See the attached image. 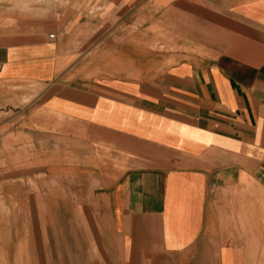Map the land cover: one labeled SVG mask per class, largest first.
Here are the masks:
<instances>
[{
  "label": "crops",
  "instance_id": "0c3cea01",
  "mask_svg": "<svg viewBox=\"0 0 264 264\" xmlns=\"http://www.w3.org/2000/svg\"><path fill=\"white\" fill-rule=\"evenodd\" d=\"M155 7L162 37L183 38L167 59L137 46L136 33L158 32ZM54 9L18 18L48 24L5 31L24 40L0 43V128L11 111L23 115L19 132L30 136L12 148L32 143L29 165L65 166V197L78 180L89 199L96 175L101 205L71 211L87 237L77 247L68 238L66 264L70 254L91 263V213L101 264H264V0H59ZM235 38L243 52L254 44L255 63L237 56ZM27 86L31 102L11 107Z\"/></svg>",
  "mask_w": 264,
  "mask_h": 264
},
{
  "label": "rangeland",
  "instance_id": "374dc122",
  "mask_svg": "<svg viewBox=\"0 0 264 264\" xmlns=\"http://www.w3.org/2000/svg\"><path fill=\"white\" fill-rule=\"evenodd\" d=\"M57 1L59 0H0V43H3L8 35H11V41L14 42L24 40L23 37L18 38L24 33H5V31H9V28L12 29L25 24H48L49 22L45 21H20L18 18H44L49 16L50 13L55 14L54 8ZM155 8H158L159 11L155 12L153 25L154 31L158 32L136 33L137 46L143 49L148 47V50L154 49V57H165L167 59V51L175 49L181 41L183 44V38H179L177 36L178 33H165V37H162L163 33L160 31L163 26L161 20L163 11L161 7ZM176 10L177 8L173 7L170 13L176 12ZM170 29L176 30L177 23H170ZM52 34L55 33H47V36ZM101 34H104L101 37V40H103L109 33ZM188 34L194 35V33ZM96 40V38L90 39L84 47H79L78 50L83 51L88 48L91 50ZM190 40L192 41L193 38L187 39L189 44L191 43ZM62 41L65 42V37ZM240 42L241 40L235 38L234 46L238 52L237 56L248 62L255 63L257 55L249 53L254 44L252 42H249L250 45L246 43L247 51L243 52L242 47H239ZM85 55L78 53L75 56H79L78 59L81 61V57ZM61 56L62 61L64 58L66 59V54L63 53ZM86 57V62H93L96 55L91 53ZM101 57L104 58L105 55H101ZM64 76H66L65 73ZM32 87L23 88L27 92L25 97L20 99V102H18L16 94L11 95V107L19 105V107L15 108L19 109L24 104L31 102L33 96L28 94V92L31 89V94L34 93L33 89L35 86ZM23 120H25L23 115L19 117L17 113L11 111L7 124L0 128V143L6 142V145L9 144L8 147H10L8 150L6 148L0 150V264L9 263L10 261H14V264H16L17 258L21 259L23 257H25L26 264H34V261L36 264H66V258L69 257L66 252L68 238H70V244L73 240L75 247H77L76 243H80L87 237V231L80 228V219H73L76 214H72L71 211L81 206L83 202L87 203V200H89L91 212L95 211V207L101 205V198L97 196L96 191L98 185L96 175L92 172L89 174V199L85 198V196L81 198L80 195L83 192L85 194V189L82 190V185L78 180L73 184L74 196L72 198L69 196L65 197L64 193H67V191H60L65 189L67 185L70 187V182L67 183L65 181L66 176L68 177L65 166L29 165V162L33 161L34 156L32 143H26L23 146L18 145L15 149L12 148L17 143H21V139L23 141L24 138L30 136L19 132L21 131L20 127L25 125ZM61 144H63L62 141L57 144L58 154L61 153ZM40 146L43 155L41 160L49 162V153L51 151L49 145L43 142ZM54 149L53 147L54 157L57 158ZM3 161L6 163L9 161L10 164H2ZM89 170L92 171V168ZM94 216H97V214L91 213V229L88 231L90 238V264H101L98 261L100 256L98 233L100 230L93 227ZM76 251L75 249V254ZM70 257L71 262L69 264H82L79 260L80 256L78 258L75 257V261L72 260L73 256L71 254Z\"/></svg>",
  "mask_w": 264,
  "mask_h": 264
},
{
  "label": "built area",
  "instance_id": "2783aa9c",
  "mask_svg": "<svg viewBox=\"0 0 264 264\" xmlns=\"http://www.w3.org/2000/svg\"><path fill=\"white\" fill-rule=\"evenodd\" d=\"M50 37L52 38V35H50Z\"/></svg>",
  "mask_w": 264,
  "mask_h": 264
}]
</instances>
